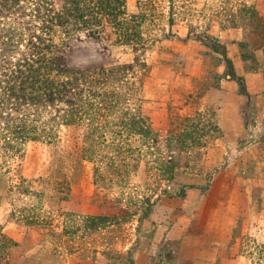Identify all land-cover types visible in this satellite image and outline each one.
Masks as SVG:
<instances>
[{
  "label": "rangeland",
  "instance_id": "1",
  "mask_svg": "<svg viewBox=\"0 0 264 264\" xmlns=\"http://www.w3.org/2000/svg\"><path fill=\"white\" fill-rule=\"evenodd\" d=\"M120 5L52 35L77 106L0 116V264H264V0Z\"/></svg>",
  "mask_w": 264,
  "mask_h": 264
},
{
  "label": "trees",
  "instance_id": "2",
  "mask_svg": "<svg viewBox=\"0 0 264 264\" xmlns=\"http://www.w3.org/2000/svg\"><path fill=\"white\" fill-rule=\"evenodd\" d=\"M55 1L0 0V116L21 122L7 130L22 136L28 134L23 122L33 107L56 102L77 106L75 101H82L81 82L92 74L70 70L52 55L56 31L70 40L84 32L101 35L107 23L116 30L119 43L142 41L137 25L121 19L126 13L118 11L120 0H61V10ZM226 62L230 77L245 91L244 80L237 77L232 62ZM80 112L75 109L71 116L78 118Z\"/></svg>",
  "mask_w": 264,
  "mask_h": 264
}]
</instances>
